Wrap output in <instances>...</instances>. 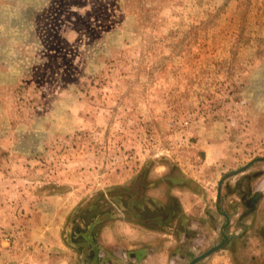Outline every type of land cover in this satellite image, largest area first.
Returning <instances> with one entry per match:
<instances>
[{"label":"rangeland","instance_id":"rangeland-1","mask_svg":"<svg viewBox=\"0 0 264 264\" xmlns=\"http://www.w3.org/2000/svg\"><path fill=\"white\" fill-rule=\"evenodd\" d=\"M261 156L264 0H0V264H264Z\"/></svg>","mask_w":264,"mask_h":264},{"label":"crops","instance_id":"crops-1","mask_svg":"<svg viewBox=\"0 0 264 264\" xmlns=\"http://www.w3.org/2000/svg\"><path fill=\"white\" fill-rule=\"evenodd\" d=\"M259 164H256V162H254L252 164V167L250 169H254L253 171L254 174L257 176L256 180L254 183L259 184L261 183L260 186H257L254 191V193L258 192L259 195L252 200V197L250 198V204H252V209L250 211H252L251 213H253L254 211H256L257 208V202L260 200L262 201L264 199L263 196V190H264V160H260L258 162ZM258 165V166H257ZM250 171V170H248ZM262 181V182H261ZM225 184H223V188L221 189V197L220 200L224 201L225 199V195L226 193L224 192V189H226V187L224 186ZM225 187V188H224ZM234 195V194H233ZM259 198V199H258ZM252 201V202H251ZM264 226V223L261 225ZM43 231H46L43 229ZM157 233H161L160 231H156ZM49 233V232H48ZM49 234L57 235V230L53 231ZM161 235L163 237L167 236L170 237L169 234H162ZM165 241V245L162 247L156 245V243H153L151 245V243H146L145 240H140V238H137V240H132V242L127 241L126 243L118 241V239H114L112 241H108V240H102V243L105 247L111 248V249H115L114 251L119 252L122 251L123 253L126 252V260L130 259H134V263L135 264H156L154 261V258H158L161 256H164V264H167L166 262H168L170 256H174V252L171 253L170 251V246H172V240L169 241L168 238L164 240ZM119 242V243H118ZM54 244L56 246H61V242L59 239H55L54 240ZM164 244V243H163ZM118 248V249H116ZM115 256H117L114 253ZM125 255V253H124ZM181 256V255H180ZM120 257V256H117ZM171 257V258H172ZM206 259V260H205ZM204 260H200L203 262V264H236L233 260V256L231 254V252L227 251V250H220L219 252H215L214 254H211V256H207V258H205ZM205 261V262H204ZM109 261H106V263H108ZM201 262V263H202ZM129 264V262H124ZM123 263V264H124Z\"/></svg>","mask_w":264,"mask_h":264},{"label":"water","instance_id":"water-1","mask_svg":"<svg viewBox=\"0 0 264 264\" xmlns=\"http://www.w3.org/2000/svg\"><path fill=\"white\" fill-rule=\"evenodd\" d=\"M255 160H264V156L261 157H257L253 160L248 161L246 164H244L243 166L234 169V170H230L226 173H224L218 180V184H217V188H216V197H215V204H216V208L217 210H219L218 204L220 201V197H221V188H222V183L223 181L232 176L235 175L241 171H243L247 166L251 165ZM224 214V213H223ZM226 216V215H225ZM227 221L229 220L228 217L226 216ZM223 233V232H222ZM224 234V233H223ZM226 238V236H225ZM224 240H222L221 242H219L218 244L209 247L208 249H206L205 251L201 252L200 254L194 256L193 258H191V260L187 263V264H195L196 262L202 260L203 258L207 257L208 255H210L212 252L216 251L218 248H221L223 246Z\"/></svg>","mask_w":264,"mask_h":264},{"label":"trees","instance_id":"trees-1","mask_svg":"<svg viewBox=\"0 0 264 264\" xmlns=\"http://www.w3.org/2000/svg\"><path fill=\"white\" fill-rule=\"evenodd\" d=\"M258 195H259L258 192L253 193V195L251 196L252 200H254ZM249 201H250V199H249ZM131 202H133V203L132 204H128V207L130 208L132 214L135 215L134 216V222L138 223V224H142V225H144V226H146L148 228H155V229L156 228H160V229H163V228H165L167 226L166 223L169 220H171V218L174 217L173 212H172V215H171V212L169 210V212L167 214V217H165L164 219L158 218V216H154L153 218H151L152 222L155 223V224H151L150 223L151 220L148 219L149 217L148 218H143V217L141 218V216L139 217V212L142 213V211L139 209V201L136 199V197H130V200L128 201V203H131ZM144 212H146V210H144Z\"/></svg>","mask_w":264,"mask_h":264}]
</instances>
